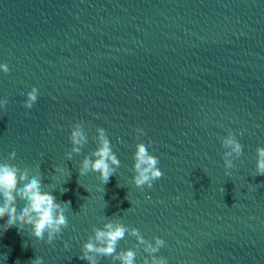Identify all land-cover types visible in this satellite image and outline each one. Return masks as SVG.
Listing matches in <instances>:
<instances>
[{"label":"water","instance_id":"water-1","mask_svg":"<svg viewBox=\"0 0 264 264\" xmlns=\"http://www.w3.org/2000/svg\"><path fill=\"white\" fill-rule=\"evenodd\" d=\"M0 62V163L68 202L51 243L0 231V264H88L81 245L106 221L125 232L96 264H120L123 249L134 264H264V0H0ZM98 127L119 160L102 184L77 170ZM139 143L162 173L151 188L131 182ZM133 228L164 243L148 253Z\"/></svg>","mask_w":264,"mask_h":264},{"label":"clouds","instance_id":"clouds-1","mask_svg":"<svg viewBox=\"0 0 264 264\" xmlns=\"http://www.w3.org/2000/svg\"><path fill=\"white\" fill-rule=\"evenodd\" d=\"M0 71L9 72L7 63L0 62ZM27 100L24 107L31 108L37 99V88L33 86L27 93ZM6 103V98L0 100V105ZM136 132L143 135V130L135 129ZM97 143L90 154L84 155L78 164L80 175L88 171L97 174L100 183L108 181L109 176L114 172L115 167L119 165V160L111 150V144L102 127L96 129ZM72 153H79L80 146L85 140L81 131L80 124L77 122L70 130L69 137ZM223 144L230 147L231 153L237 155L241 152V145L231 133L224 138ZM256 172L264 173V147H258L256 150ZM14 155V153H10ZM133 155L134 175L131 182L137 187L147 186L151 188L152 182L159 178L162 173L157 167V158L147 151L143 143L136 146ZM227 157L230 153L226 152ZM71 158V154H67ZM226 167H230V161H224ZM19 198V199H18ZM68 202H57L50 191L43 190L40 179L37 175L26 171H21L14 165L0 163V231L11 226L13 229H25L29 235L46 243H51L61 232L62 227L67 223L65 217V205ZM94 231V240H85L81 245L78 258L96 264L92 253L109 255L115 249L116 241L123 237L125 228L118 221H106L102 228H96ZM139 243L144 245V250L148 253L156 251V247L164 243L159 237H153L154 243L144 240L135 228L130 230ZM67 245H65L66 247ZM135 253L131 249H123L117 259L120 264H134ZM30 264H42V257L35 255ZM142 264H167L163 258L152 257L150 260H143Z\"/></svg>","mask_w":264,"mask_h":264}]
</instances>
